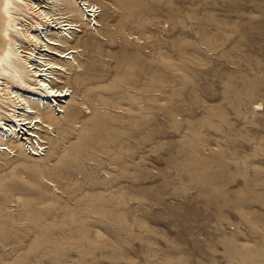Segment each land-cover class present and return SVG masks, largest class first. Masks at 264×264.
<instances>
[{"label":"rangeland","instance_id":"rangeland-1","mask_svg":"<svg viewBox=\"0 0 264 264\" xmlns=\"http://www.w3.org/2000/svg\"><path fill=\"white\" fill-rule=\"evenodd\" d=\"M91 1L81 119L44 136L103 114L101 154L0 153V264H264V0Z\"/></svg>","mask_w":264,"mask_h":264},{"label":"bare ground","instance_id":"bare-ground-1","mask_svg":"<svg viewBox=\"0 0 264 264\" xmlns=\"http://www.w3.org/2000/svg\"><path fill=\"white\" fill-rule=\"evenodd\" d=\"M97 11L91 0H0L1 154L14 156L16 149L25 155L29 148L31 156L44 157L40 154L44 151L43 145L35 139L37 132L43 134L38 135V139L48 141L44 145L52 147L58 161L67 155L91 160L87 150L101 154L96 146L98 139L91 138V144L85 140L88 135L92 136L91 131L96 130L103 114L80 121L84 127L82 134L70 143L67 151H59L57 139L44 136V130L50 129L55 137L56 128L66 143L71 138L67 136L65 124H75L81 119L79 109L70 104L76 94L69 86L85 88L87 85L75 56L89 43L88 39H75L72 26L73 23L82 25L88 38V29L96 31ZM73 18L76 21H71ZM57 75L59 77L55 78ZM88 93L84 92L85 98L90 96ZM93 102L98 108H117L99 99ZM65 110L66 119L56 117ZM75 158L61 175L80 176L84 180L91 174ZM56 172L62 171L57 168Z\"/></svg>","mask_w":264,"mask_h":264}]
</instances>
